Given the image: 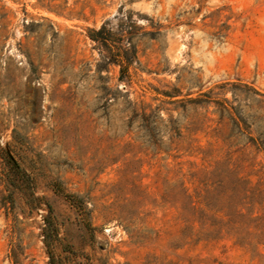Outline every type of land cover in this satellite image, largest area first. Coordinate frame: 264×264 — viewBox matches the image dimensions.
<instances>
[{
	"label": "rangeland",
	"instance_id": "rangeland-1",
	"mask_svg": "<svg viewBox=\"0 0 264 264\" xmlns=\"http://www.w3.org/2000/svg\"><path fill=\"white\" fill-rule=\"evenodd\" d=\"M0 264H264V0H0Z\"/></svg>",
	"mask_w": 264,
	"mask_h": 264
},
{
	"label": "trees",
	"instance_id": "trees-1",
	"mask_svg": "<svg viewBox=\"0 0 264 264\" xmlns=\"http://www.w3.org/2000/svg\"><path fill=\"white\" fill-rule=\"evenodd\" d=\"M129 34V32H126ZM89 39L95 42L105 55H101L107 61V64L111 63L120 67V71H127L136 58L135 48L132 45V36H128L125 39L126 47L120 48L116 46L115 42L112 40L111 33L105 31V26L100 29L90 31ZM122 37V34H121ZM103 59V60H104Z\"/></svg>",
	"mask_w": 264,
	"mask_h": 264
}]
</instances>
